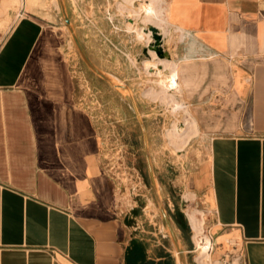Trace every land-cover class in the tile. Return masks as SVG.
Listing matches in <instances>:
<instances>
[{
  "label": "crops",
  "instance_id": "0c3cea01",
  "mask_svg": "<svg viewBox=\"0 0 264 264\" xmlns=\"http://www.w3.org/2000/svg\"><path fill=\"white\" fill-rule=\"evenodd\" d=\"M141 3L153 22L135 23L170 37L182 99L210 135L214 226L238 231L243 264H264V0ZM59 18L20 10L0 45V264H126L136 240Z\"/></svg>",
  "mask_w": 264,
  "mask_h": 264
},
{
  "label": "rangeland",
  "instance_id": "374dc122",
  "mask_svg": "<svg viewBox=\"0 0 264 264\" xmlns=\"http://www.w3.org/2000/svg\"><path fill=\"white\" fill-rule=\"evenodd\" d=\"M150 5L141 3L138 10L125 0H0V45L20 10L55 12L79 105L98 129L115 202L129 218L134 239L151 258L168 253L170 264H199L200 245L207 246L208 264H243L238 231L218 230L213 223L206 178L210 135L197 128L196 112L180 91L167 89L165 95L172 93L182 108L154 98L171 73L162 64L145 70L144 62L172 60V40L165 45L163 35L159 40L152 34L145 47L138 39L143 28L135 19ZM143 13L149 22L152 15L148 20ZM185 118L196 125L190 135L185 136L187 128L176 138L170 135L174 123L185 127ZM192 214L202 223L199 245Z\"/></svg>",
  "mask_w": 264,
  "mask_h": 264
},
{
  "label": "bare ground",
  "instance_id": "6f19581e",
  "mask_svg": "<svg viewBox=\"0 0 264 264\" xmlns=\"http://www.w3.org/2000/svg\"><path fill=\"white\" fill-rule=\"evenodd\" d=\"M125 1H128V2H132L133 0H125ZM143 11L146 12V16H153L155 14V9L153 8V6L150 5V7L148 8H145L143 7ZM148 20H149V17H148ZM150 31H146V29L143 28V30L141 31V33H148ZM154 60H158V59H155ZM161 60V61H160ZM158 60L155 64L159 65V64H162L163 67L165 68H168L170 70V80L165 82V81H161L160 83V86H161V93H163L162 96H159V93L160 92H156V96L154 94V98L155 97H158V98H162V99H168L172 102L173 106L171 108H175V109H178V108H182L184 107L181 103H179L174 97H173V94H168V95H165V92L167 91V89H176L178 91H180L179 89V86H178V83H177V80H176V77H177V68H176V63L175 61L173 60H164V59H160ZM159 82V81H158ZM151 94H153L154 92L151 91L150 92ZM175 94V93H174ZM163 101V100H162ZM184 124H185V127H179V125H177V123H174L172 128H173V131L170 132V135H172L173 137H177V132L181 129V128H187L186 129V135L185 136H189L190 135V132H188V130H194V128H196V125L194 123L193 120H189V119H184L183 120ZM174 144L176 143L175 140L172 141ZM177 148V147H176ZM191 222H192V227H193V230H194V237L196 239V243L199 245V238L202 234V223L197 220L195 218V216L192 214L191 215ZM200 258L201 260L199 261V264H208V260H209V254L207 252V246H201L200 245Z\"/></svg>",
  "mask_w": 264,
  "mask_h": 264
},
{
  "label": "trees",
  "instance_id": "16d2710c",
  "mask_svg": "<svg viewBox=\"0 0 264 264\" xmlns=\"http://www.w3.org/2000/svg\"><path fill=\"white\" fill-rule=\"evenodd\" d=\"M179 225L181 226V219H179ZM183 228V225L181 226ZM161 256L166 258L163 260H149L146 259V252L137 241H132V246L126 254V264H170L171 256L168 253H165Z\"/></svg>",
  "mask_w": 264,
  "mask_h": 264
},
{
  "label": "clouds",
  "instance_id": "9594fccd",
  "mask_svg": "<svg viewBox=\"0 0 264 264\" xmlns=\"http://www.w3.org/2000/svg\"><path fill=\"white\" fill-rule=\"evenodd\" d=\"M152 33L151 32H148V33H141L140 36L138 37V39L145 44V47H147L151 42H152ZM150 55L156 59H159L158 57H155V53H150ZM158 65L155 64V63H152L151 60H146L144 62V67H145V70H148L150 68H156Z\"/></svg>",
  "mask_w": 264,
  "mask_h": 264
},
{
  "label": "water",
  "instance_id": "95a60500",
  "mask_svg": "<svg viewBox=\"0 0 264 264\" xmlns=\"http://www.w3.org/2000/svg\"><path fill=\"white\" fill-rule=\"evenodd\" d=\"M66 21L68 22V19H67V18H66ZM154 37H155V39H159V38H160V36H159L158 34H156V36H154ZM159 40H160V39H159ZM156 51H157V50H156ZM157 53L160 54V51L158 50Z\"/></svg>",
  "mask_w": 264,
  "mask_h": 264
}]
</instances>
